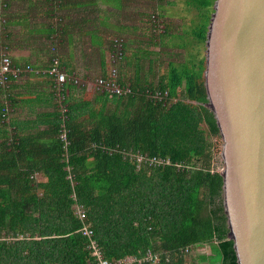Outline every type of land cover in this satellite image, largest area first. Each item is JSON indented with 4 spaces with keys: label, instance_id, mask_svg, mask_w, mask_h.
I'll return each mask as SVG.
<instances>
[{
    "label": "trees",
    "instance_id": "obj_1",
    "mask_svg": "<svg viewBox=\"0 0 264 264\" xmlns=\"http://www.w3.org/2000/svg\"><path fill=\"white\" fill-rule=\"evenodd\" d=\"M98 1L0 0V27L7 35V29L15 25L8 15L14 7L18 8L16 25L28 27L30 20L45 17L46 21L37 23L40 28L36 32L41 34L49 54V70L56 56L63 66L61 45L73 22L89 28L105 26ZM105 1L120 10L130 3ZM174 4L167 1L169 6ZM212 4L213 0H186L193 12L191 27L173 35L177 43L168 44L184 52L183 62H162L155 36L150 45L156 48L137 46L133 57L138 79L142 71H147V63L148 78L163 73L158 82L141 84L137 80L125 82L118 71L119 83L132 92L114 96L117 110L102 115L94 129L85 132L74 126L70 92L63 119L54 91L57 112L51 116L52 142L48 148L27 145L24 140L17 143L14 137L11 146L6 145L12 151L0 155V264H97L91 242L82 234L85 224L93 231V240L104 258L111 262L153 251L162 254L159 264L197 260L201 264H237L233 242L227 238L222 177L219 170L212 169L216 160L209 138H220L219 131L206 107L203 76L199 75ZM164 9L158 4L153 16L139 13L142 19L148 18L147 29L159 28ZM72 12L78 13V19L73 20L76 17L70 16ZM168 28L162 32H168ZM99 32L92 33L93 43L103 39ZM121 36L120 32H107L104 40L108 47L102 40L92 51L101 57L108 51L110 56L114 54L117 70L126 51L132 49ZM4 40L0 45L8 49ZM119 52L121 60L117 59ZM163 64L167 68L160 71ZM28 66L32 72L38 71ZM183 78L187 84L179 93ZM78 85L71 83L67 88ZM5 107L2 104L1 121ZM64 126L68 129L67 151L59 139ZM135 151L169 159L181 168L150 166L137 170L122 155ZM36 172L42 173L43 179H36ZM76 204L85 211L84 223L75 214ZM196 246H208L210 254L185 257L183 250ZM163 253H169V257Z\"/></svg>",
    "mask_w": 264,
    "mask_h": 264
},
{
    "label": "water",
    "instance_id": "obj_2",
    "mask_svg": "<svg viewBox=\"0 0 264 264\" xmlns=\"http://www.w3.org/2000/svg\"><path fill=\"white\" fill-rule=\"evenodd\" d=\"M203 59L227 238L237 264H264V0H213Z\"/></svg>",
    "mask_w": 264,
    "mask_h": 264
},
{
    "label": "crops",
    "instance_id": "obj_3",
    "mask_svg": "<svg viewBox=\"0 0 264 264\" xmlns=\"http://www.w3.org/2000/svg\"><path fill=\"white\" fill-rule=\"evenodd\" d=\"M113 11L100 10L104 19V27L96 24L89 28L82 23H74L73 28L68 30L61 45V55L63 70L70 76H75L79 80V85L70 87L69 104L71 108V118L76 128L81 131H90L94 129L102 115L117 110L116 98L103 92H99L96 87V81L99 78L107 76L111 71L112 64L109 51L101 57L91 52L95 47H99L100 42L106 38L107 32H120L122 35L129 30H145L147 19H142L140 14L132 18V23L128 22V10H120L118 7L110 6ZM18 8L14 7L8 12L9 20L14 22L7 29L8 38L4 40L7 43L8 50L15 64L26 67L32 66L38 72L25 73L19 80L12 81L5 89L0 88V155H5L12 151L6 145L12 143V138L17 143L24 140L27 145H39L42 148H48L52 142V135L49 134L52 127V115L57 112L56 101L54 98L55 81L48 76L45 71L50 66L49 54L46 47L42 45V36L36 31L40 28L37 25L41 20L46 21L45 17H39L37 20H30L29 26L23 24L16 25ZM78 13L72 12L70 15L73 20L78 19ZM83 16V14H81ZM127 17V18H126ZM126 22V23H125ZM69 23V22H67ZM30 30L34 32L29 33ZM103 38L96 43L92 42V33L98 32ZM6 35V37H7ZM105 41V40H104ZM130 44V42H128ZM105 41V45L107 46ZM128 44L129 47H131ZM108 47V46H107ZM0 48L1 45H0ZM129 48L125 57L120 63L119 72L125 82H158L159 75L147 77V71L141 72L140 80L136 74L135 59ZM129 57V58H128ZM146 64V65H147ZM166 69V68H165ZM137 80V81H136ZM2 104L10 108V116L1 121ZM6 134L10 135L8 138ZM11 134H15L12 136ZM25 144V145H26ZM36 179H43V174L36 172ZM70 177V176H69ZM78 204L74 206L75 214ZM196 264H201L196 261ZM192 264V263H189Z\"/></svg>",
    "mask_w": 264,
    "mask_h": 264
},
{
    "label": "built area",
    "instance_id": "obj_4",
    "mask_svg": "<svg viewBox=\"0 0 264 264\" xmlns=\"http://www.w3.org/2000/svg\"><path fill=\"white\" fill-rule=\"evenodd\" d=\"M121 49V46H118ZM123 55L119 52L117 59L121 60ZM2 65L0 71V87L5 86L10 80H18L22 77L23 74L32 72L29 66L20 67L13 63L11 58L8 55H2ZM51 68L46 70L45 73L52 77L55 81V97L59 105V111L62 114L63 119H66L67 115V104L65 103L66 98L69 95V90L67 85L79 84V80L75 76L68 75L62 68L61 61L59 57H54L52 61ZM38 72V71H35ZM96 87L99 91L108 93L112 97L118 96H127L132 91L129 86H122L119 83V74L117 68L111 69L108 78H99L96 81ZM59 139L64 144V149L67 151L69 146L68 139V129L66 126L63 127ZM123 158L129 160L130 163L135 164L137 170H144L147 167L155 166H174L176 168H181V165H173L169 159H162L156 157H149L148 155L141 154L139 152H123ZM68 159V155L66 156ZM70 178V177H69ZM76 216L84 223L86 220V214L84 209L79 206L76 209ZM83 236H86L90 240V249L92 250V256L96 259L97 264H159L162 254L155 253L153 251H147L139 256H128L124 259L118 260L116 262H111L106 260L103 256V253L97 243L93 240V231L88 225H84L82 228ZM13 238H7V240H12ZM1 240V239H0ZM210 248L208 246H196L193 248H185L184 255L188 257L197 253H206L205 249ZM169 257V253H163ZM207 254V253H206ZM169 260V259H167Z\"/></svg>",
    "mask_w": 264,
    "mask_h": 264
},
{
    "label": "rangeland",
    "instance_id": "obj_5",
    "mask_svg": "<svg viewBox=\"0 0 264 264\" xmlns=\"http://www.w3.org/2000/svg\"><path fill=\"white\" fill-rule=\"evenodd\" d=\"M167 1H172L175 4L169 6L167 5ZM98 4H100V7H102V10L106 9V11H113L110 7L112 5L107 4L105 0H100V2L98 1ZM158 4L164 6L165 17L162 19H159L158 21L159 28L157 30L152 29V28L147 29V26L145 27V30L143 31L137 30L135 32H132V30H129L130 32L126 31L121 36V39L123 40V42H130V44L129 43L128 44L132 47V50L130 51L132 55L134 54V50H136L137 46H145L149 44L148 46L150 47V49L151 48L154 49L157 47L158 51H160L161 53L160 60L162 62H169V61L173 63L183 62L186 57L184 52L172 49L168 46V44L172 42L177 43L178 39L172 38L173 35L175 34L181 35L185 29L187 30L188 27L189 28L191 27L190 20L192 19L193 12H191V10L188 9V6L186 5V0H163L162 2H160L159 0H130V3L127 6L128 8H126L128 10V14L130 15L128 16L129 23L127 24L130 25V23L134 21V20L132 21V18L137 17L136 14H139V13H144V14L147 13L152 16L155 15V13H157ZM0 21H3V20L0 19ZM165 27H169L168 32L166 33L162 32L163 29H165ZM5 35H6L5 30L2 27H0V37H1L0 40L1 41L6 39ZM154 36L157 38L156 40H157V43H159V46L155 47L154 45H150L151 39H153ZM163 44L164 46L162 47ZM203 54H204V48H203ZM2 55H8L9 57H12L10 56L11 53L7 48L5 49L0 48V56ZM110 59H111V64H112L111 69H114V68L118 69V65L116 64V59L114 57V54L110 57ZM132 64L134 65V67L136 66L133 61H132ZM1 65H2V59L0 58V71H1ZM147 67L148 65L145 66V70H147ZM165 68H167V65L163 64L160 71H163ZM203 71H204V63L202 61V64L199 68V75L201 73V75L203 76ZM143 72L144 71H142V74ZM162 73L163 72H160L158 75H161ZM12 81H16V80H10L2 88L5 89ZM186 84H187L186 78H183L180 85L178 86L179 93L180 91L185 90ZM8 106L9 105L7 104V106L5 107L4 116H3L4 120L7 119L11 113L10 108ZM209 140L213 143L214 159L216 160V163H213L212 169L215 171H218V170L220 171L222 169V162L219 156L221 152V139L220 138H217V139L209 138ZM75 208L78 209V207H75ZM205 251L207 254H210L208 248L205 249ZM193 256H195V254ZM196 263L197 262H194L192 264H196Z\"/></svg>",
    "mask_w": 264,
    "mask_h": 264
}]
</instances>
